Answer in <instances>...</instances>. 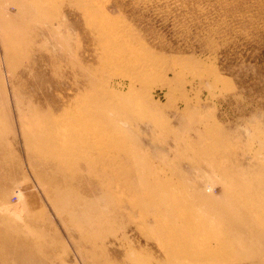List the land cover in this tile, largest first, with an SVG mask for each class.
Returning a JSON list of instances; mask_svg holds the SVG:
<instances>
[{
	"label": "rangeland",
	"instance_id": "rangeland-1",
	"mask_svg": "<svg viewBox=\"0 0 264 264\" xmlns=\"http://www.w3.org/2000/svg\"><path fill=\"white\" fill-rule=\"evenodd\" d=\"M0 264H264V0H0Z\"/></svg>",
	"mask_w": 264,
	"mask_h": 264
}]
</instances>
